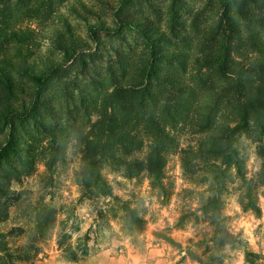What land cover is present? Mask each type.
<instances>
[{
	"label": "trees",
	"instance_id": "1",
	"mask_svg": "<svg viewBox=\"0 0 264 264\" xmlns=\"http://www.w3.org/2000/svg\"><path fill=\"white\" fill-rule=\"evenodd\" d=\"M130 5L131 0L119 1L114 23L135 30L147 51L132 71L124 66L121 76L113 78L112 89L102 81L91 101L80 99L85 107L82 117L90 124L88 132L79 129L82 166L77 180L84 194L112 193L102 173L105 167L128 178L147 172L159 184L169 154L178 145L170 131L194 118L195 133L205 138L196 151H183L184 173L194 175L198 159H215L220 162L221 186L234 167L245 187L243 210L260 215L254 188L244 177L235 134L251 125L264 133V0H220L221 18L197 32L194 51L189 48V35L172 27L169 34L144 17L124 15ZM62 6L85 22L87 39L68 16L57 13ZM89 14L95 12L83 0H0V132L5 133L0 143V223L12 205V182L31 175L39 155H44L52 173L65 160L68 121L74 118L69 100L74 95L69 91L65 97L69 109L64 117L63 107L55 103L54 87L64 62L88 47L89 39L97 44L101 33L117 30L104 17L96 14L94 19ZM175 14L174 9L177 23ZM54 20L57 24L48 25ZM29 21L48 25L51 43L62 52L63 61L40 53V34L25 25ZM243 49L241 60H236L235 52ZM76 109L79 114L80 108ZM146 147V155L139 157ZM220 192L219 187L209 207L216 225L214 242L222 249L234 244L236 237L220 220ZM124 209L131 225L141 221L129 204ZM65 240L63 234L60 247L77 260ZM245 258L246 263L256 264L259 254L245 250Z\"/></svg>",
	"mask_w": 264,
	"mask_h": 264
},
{
	"label": "rangeland",
	"instance_id": "2",
	"mask_svg": "<svg viewBox=\"0 0 264 264\" xmlns=\"http://www.w3.org/2000/svg\"><path fill=\"white\" fill-rule=\"evenodd\" d=\"M83 1L95 15L117 27L114 10L120 0ZM219 1L131 0L123 14L144 17L169 34L172 27L189 35L192 39L189 48L194 51L197 32L221 18ZM174 9L177 23L173 20ZM56 11L68 16L75 30L88 38L83 20L64 6ZM89 15L96 19L95 15ZM25 25L40 34V53L63 61L62 52L51 43L52 33L47 24L29 21ZM100 35L101 42L96 44L89 39L88 47L64 62L54 90L58 94L55 103L63 107L64 117L69 109L65 107V97L69 91L74 95V100H69L74 118L68 121L70 138L65 160L52 173L44 155H39L34 172L23 176L20 182H12V205L7 219L0 223L3 233L0 264H248L245 250L259 254V258H254L256 264H264V133L255 125L236 132L235 146L244 160V177L254 188L260 215L243 210L245 187L234 167L229 169L230 176L221 186L217 178L220 162L215 159L210 162L198 159L196 173L192 176L184 173L183 151H196L205 138L195 133L194 118L170 131L177 137L178 145L169 154L159 184L153 183L147 172L128 178L105 167L102 173L112 193L84 194L77 180L82 166L79 129L88 132L90 124L82 117L85 107L80 99L91 101L100 91L102 81L112 89L113 78H119L125 67L132 71L134 62L142 63L147 51L138 33L124 25ZM243 51L235 52L236 60H241ZM4 137L5 133L0 132V143ZM46 144L44 140L42 146ZM146 153L147 147L138 156L144 157ZM219 187L220 220L236 237L234 244L222 249L214 242L216 225L209 207ZM125 204L138 211L141 219L138 224L129 223ZM63 234L65 245L74 251L77 260L64 251V246L60 247Z\"/></svg>",
	"mask_w": 264,
	"mask_h": 264
}]
</instances>
